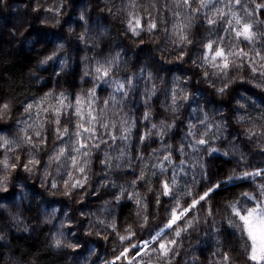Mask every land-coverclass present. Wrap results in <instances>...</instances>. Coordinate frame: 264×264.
I'll use <instances>...</instances> for the list:
<instances>
[{
	"label": "clouds",
	"instance_id": "clouds-1",
	"mask_svg": "<svg viewBox=\"0 0 264 264\" xmlns=\"http://www.w3.org/2000/svg\"><path fill=\"white\" fill-rule=\"evenodd\" d=\"M0 264H264V0H0Z\"/></svg>",
	"mask_w": 264,
	"mask_h": 264
}]
</instances>
